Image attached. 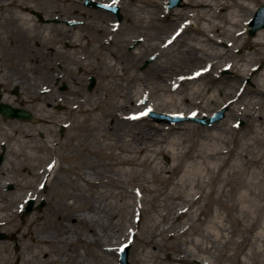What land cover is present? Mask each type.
I'll use <instances>...</instances> for the list:
<instances>
[{"label":"rangeland","instance_id":"1","mask_svg":"<svg viewBox=\"0 0 264 264\" xmlns=\"http://www.w3.org/2000/svg\"><path fill=\"white\" fill-rule=\"evenodd\" d=\"M43 1L45 2V0L39 2ZM57 1L66 6L75 5L78 2L69 0V2H72L69 4L65 0ZM139 1L136 0L132 7H130L129 2L125 3V6L130 9L128 19L121 22V26L117 31L113 30L116 26L113 25L115 21L110 13L91 10L80 4L76 19L85 25L79 26L78 31L83 33L87 29H96L97 32H102L101 42L105 46L102 44L101 49L105 50L106 53H115L116 60L112 57V61L105 66L95 68L84 66L83 76L79 74L78 67L74 68L73 72L77 77H80L76 78V84L68 83L70 90L67 97L74 123L66 138H64L65 140L60 141L59 148H51L46 142L38 139L21 142L19 141L21 137H17L18 141L23 144L21 145L22 150L31 147V155H25V158L31 161V165L23 164L15 170L16 175L12 178L13 182H11L16 186L14 204L8 206L1 203L0 205V227L3 229L5 224L8 234L17 235L15 241L3 242L7 250L6 255L11 257L4 264H53L52 260L61 256L60 252L53 244L47 245L44 239L46 237H58V228H64L66 223L71 227V229L67 227V229H70V233H79V230H81L78 227L79 225L76 226L74 220L67 218L73 214V216H78L79 208L85 197L88 198L85 201L90 200L91 196H94L97 201L102 195L105 199L103 205L106 209L103 216L104 227L106 230H117L115 236L120 239L115 237V239L106 242L102 252H110L109 257L95 251L92 260L89 258L92 264H121V251L126 247H129L130 264H140L142 260H148L147 262L144 261L143 264H154L155 258H152V250L143 246L141 241H138V238L147 239L150 231L159 232V228L153 226V222L159 223L160 218H158L157 213L161 211L163 206V196H157L153 199L151 194L144 189V187L152 185L154 177H150L149 171L144 168L127 171L128 167L124 169L114 167V161L104 159L100 152H97L98 154L93 152V149L98 148L103 142L124 144L123 139L113 136L117 125L121 126L120 123H117L116 119L114 121L109 118L110 112L116 110V108H124L130 103L132 104V100L141 99L139 104L143 108L151 106L156 113H178L179 117H184L181 121L173 122L172 118L167 115L161 116L162 118L149 116V119L143 120L137 126L131 127L130 124H127V120H124L122 126H126L123 128L125 131L129 129L135 132L139 129L148 130L158 124L162 129V133H159L160 138L164 142L183 140L189 148L196 142L204 143L206 137L209 139L211 136L218 134L228 141L226 147L231 151L228 155V165L239 159L242 148L255 135L257 125L261 124L258 121V116H264V98H258L255 93V86L260 83V73L263 69L258 57L255 56L253 60L258 62L251 63L252 65L247 67L248 75L240 79L234 75V64L239 67L244 65L245 60L253 56L252 51L243 49L240 46L230 48V44L220 45L215 52L210 50L211 55H219L223 48L230 49L231 58L229 60L231 63L228 62V59L221 60L222 64H228L219 70L218 81H214L215 78L207 75L196 84L202 92L210 91L209 94L215 95L216 101H209L204 95H201L200 100H197V97L192 95L193 88L196 87L194 83L196 82L184 81L182 87L178 89L174 87V84L178 86L177 81L181 80L178 71L179 67L185 64L182 59L183 53L190 42L196 38L191 25L189 31L183 34V38L178 40L174 38L180 31L174 22V10L177 8L184 9L186 7L185 0L181 7L172 10L167 9L169 0H162L158 2L159 4H154L153 7L148 6V0ZM31 2L33 0H16V4L13 6L23 10L26 7L38 10V6H33ZM21 3L23 4L21 5ZM263 5L264 1L261 0L257 5V10ZM141 26L145 28V33L137 32V29ZM250 30L251 28H249L246 35L254 37L250 34ZM116 32H122V37L125 33V38L130 40L127 46H132V50L125 55L126 57L131 54L130 59L123 58L124 52H120L117 46L110 47L106 43L109 37L118 35ZM139 38L143 39L142 45L136 46ZM81 42V39H79L76 44ZM82 44L83 50L86 49V46L84 47L86 42L84 41ZM68 54L71 55L70 51H68ZM204 58L208 63L219 61L214 56ZM231 64H233V68ZM203 66L205 65L203 64ZM186 71H183V73L186 74ZM90 75H94L98 80L97 86L91 92L87 89ZM186 98H191V103H188ZM231 103L234 105L230 106ZM233 106H235V111L231 112L230 109ZM226 108L225 118L221 120L223 125L220 127L216 125L217 123L212 126H205L191 120V117L195 119L210 118L218 111ZM80 112L82 115L77 114ZM118 114H122V111L120 110ZM86 118L87 121L92 123L90 129L84 127L88 124L84 122ZM261 127L264 128L262 124ZM2 128L0 125L1 134ZM170 129L173 130L170 131ZM5 130L7 132L11 131L8 128H5ZM20 131L22 134H26L21 140H27V136L31 134V126H21ZM50 131L54 132L55 130L50 129ZM12 135L11 137H14ZM250 142L253 143V140H250ZM169 144H166V146ZM263 152L264 144L261 143H254V146L247 151L248 155ZM180 156L183 164L186 165L190 162L187 156ZM241 160L244 159L240 157L239 161ZM177 162L178 159L175 156L166 153H160L156 157V163H160L158 166L168 169L164 173L165 178L169 177V169H172L173 164ZM257 167L259 172L264 175V166L258 165ZM28 168H30V172L23 171ZM104 168H108V170L113 168L118 173L115 178L123 182L122 188L116 187L113 183L111 186L109 182L102 187L88 185L86 176L91 174L94 177V173L96 174ZM228 171L227 166L223 173ZM136 173L139 177H135ZM48 177H50L48 190L44 191L41 186ZM136 194L144 195L145 201L139 202L135 198ZM31 197L36 198L38 201L45 198L48 206L43 212L34 211L31 216L23 218L21 212L24 211V208H19V204ZM233 199L232 196H226L223 200L227 202ZM138 207L143 210V221H139L138 211L136 210ZM73 208H75V213L72 214ZM214 208H219L223 214L225 212L223 206L215 204ZM111 210L114 211V216L111 214ZM151 219H154V221H151ZM228 222V227L232 231L242 227L230 217ZM201 224L202 222H199L197 227L200 226L199 229L202 233L205 231V225ZM132 229L137 232V236L127 237L129 230ZM119 230L121 232H118ZM194 234L195 231L190 229L187 237L183 239L192 240ZM43 237L45 238L42 239ZM109 238H111L110 234ZM159 240L162 246V253L159 256L167 264L173 257V253L165 250V240L162 238ZM117 243H122L118 250ZM214 248L217 251H214L209 259L196 260L194 264H224L225 256L223 258V254L225 255V249L220 244H216ZM44 255L47 256L46 259ZM33 256L35 257L33 258ZM258 260L260 264H264V258L259 257ZM248 262L253 264V260ZM62 264L68 263L63 262Z\"/></svg>","mask_w":264,"mask_h":264},{"label":"bare ground","instance_id":"2","mask_svg":"<svg viewBox=\"0 0 264 264\" xmlns=\"http://www.w3.org/2000/svg\"><path fill=\"white\" fill-rule=\"evenodd\" d=\"M160 1L162 0H148L147 4L149 7H153ZM260 1L185 0L186 7L184 9L174 10V22L182 32L177 40L183 38V34L189 31L190 25L196 35V38L190 42L183 53L182 59L185 64L179 67L178 76L181 77V80L177 81L178 86L174 84L175 89L182 87L184 81L196 82L192 95L197 97V100H200V96L204 95L209 101L215 102V95L209 94L210 91L202 92L196 84L207 75L215 78L214 81H218L219 70L228 64H222L221 60H229L231 52L230 49L223 48L219 55H211L209 51L215 52L220 45L230 44V48L240 46L253 52V56L248 57L244 65L239 67L234 64L233 68V64H231L237 78L246 77L248 75L247 67L251 66V63L261 61L263 69L260 73V83L255 86V93L258 98H264V29L259 30L254 37L246 35ZM10 4V1L0 2V5L8 6ZM21 14L22 16L18 20L20 28L23 31H28L31 19L27 17L26 13L22 12ZM210 56H214L219 61L208 63L204 57ZM255 56L259 59L256 62L253 61ZM228 62L231 63L230 60ZM183 71H186V74ZM140 100H132V104L110 112L109 118L116 119L117 123L121 125H117L113 136L123 139L124 144L103 142L98 148H94L93 152L94 154L100 152L104 159L114 161V167L121 169L128 167L127 171L144 168L149 171L150 177H154L152 185L144 187V189L151 194L153 199L163 196V206L157 213L160 218L159 223L151 219L154 221L153 226L159 228V232L150 231L149 237L145 240L138 238L143 246L152 250V258H155L154 264H165L163 258L159 256L162 253L160 238L166 242L165 250L173 253V257L167 264H194L196 260L209 259L210 255L217 251L214 248L216 244H220L225 249L224 264H250L248 261L252 260L253 264H260L258 258H264V175L259 172L257 166H264V152L250 153L249 156L247 151L254 146V143L264 144V128L261 127V124L264 127V116H258V121L261 124L257 125L255 135L249 139L239 153L240 157L244 159L241 160L243 162L239 161V157L234 163L228 165V155L231 153L226 147L228 141L218 134L209 139L206 137L204 143L196 142L189 148L183 140L164 142L160 138L159 133H162V129L158 124L148 130L139 129L132 132L127 129L125 131L123 128L126 126H122L124 120L134 127L143 120L149 119L148 115L147 118H142L139 113L145 110L155 112L151 106L143 108L139 104ZM186 101L191 103V98H186ZM231 105L234 104L231 103ZM120 110L122 114H118ZM230 111H235V106ZM173 115L179 114L173 113ZM87 120L86 118L84 122L88 124L84 127L90 129L92 123ZM0 123L12 128L16 126L12 122H2L1 116ZM222 123L219 121L216 125L220 127L223 125ZM250 140H253V143ZM108 141L110 140L108 139ZM166 144L169 145L166 146ZM160 153L170 154L178 159V162L173 164V168L169 169L168 178H165L164 175L168 169L160 167L158 166L160 163H156V157ZM180 155L187 156L190 162L186 165L183 164ZM227 166L229 171L223 173ZM117 174L113 168L110 170L104 168L96 174L94 173V177L88 174L86 181L92 187H102L109 182L111 186L113 183L116 187L122 188L123 182L115 178ZM136 176L139 177L137 173ZM2 188L0 187V189ZM226 196H232L234 199L225 202L223 199ZM135 198L139 202L146 199L142 194H136ZM87 199L85 197L82 200L83 204L82 208H79L78 216H73L75 213V208H73V215L67 218L74 220L76 226L79 225L78 227L81 228L79 233H70L71 227L66 223L64 228L59 226L62 228H58V237L42 238L47 245L53 244L60 252L61 256L53 259V264H62L63 262L92 264L91 260L95 251L109 257L110 252H102L106 242L115 239V237L120 239L115 236L117 230H106L104 227L103 216L106 212L105 205H103L105 203L104 196L102 195L97 201L94 196L85 201ZM215 204L224 207V214L219 208H214ZM136 210L139 221H143L142 208L138 207ZM111 214L114 216L113 210H111ZM229 217L242 227L232 231L228 227ZM199 222L205 225V231L202 233L199 229L200 226L197 227ZM160 224L162 225L160 226ZM190 229L195 231L194 239L187 241L183 238L187 237ZM109 234L111 238H109ZM128 236L136 237L137 232L133 229L129 230ZM121 246L122 243H117V250ZM6 251L3 241H0V264L8 262L11 258L6 255ZM44 257L47 258L46 255ZM144 261L148 260H142L140 264H143Z\"/></svg>","mask_w":264,"mask_h":264},{"label":"flooded vegetation","instance_id":"3","mask_svg":"<svg viewBox=\"0 0 264 264\" xmlns=\"http://www.w3.org/2000/svg\"><path fill=\"white\" fill-rule=\"evenodd\" d=\"M39 1L31 2L33 6H38V10L14 7L15 0L8 6L0 5V108L10 106L12 109H23L31 113V121L5 118L1 111L0 116L2 122L15 123V127L20 124L31 126V136L27 137V141L38 139L57 149L60 147V141L65 140L70 123H74L67 102L70 90L68 83L76 84L75 80L80 77L79 74L84 75V66H105L113 58L116 60V55L101 49L102 32H97L96 29H87L83 33L78 31V27L84 23L76 19L77 11L80 4L85 6L84 1L76 0L78 2L73 5L71 1L65 0L71 4L69 6L57 0ZM35 2L39 3L34 4ZM127 2L132 7L136 0H121L124 21L128 19L130 11L125 6ZM22 12L32 20L28 31H23L18 23ZM107 13L112 15L115 21L113 25H116L115 14ZM119 26L121 25L113 30L117 31ZM144 29L141 26L137 32L145 33ZM121 33L109 37L106 43L110 47L117 46L120 52H124V58L131 52L132 46H127L130 40L125 38V33L122 37ZM79 39L86 42V49L83 50L82 42L76 44ZM142 42L143 39L139 38L136 46H141ZM130 57L131 54L125 59ZM76 67L79 77L73 72ZM92 77L95 76L89 77L88 91ZM96 81L98 84L97 78ZM77 114L82 115L81 112ZM14 135L11 137L0 133V156L4 158L0 167V187L2 180H5L2 191L0 189V203L8 206L13 205L15 200L16 187L9 188L12 178L16 175L15 170L23 164H28L25 155L31 154V147L22 150L17 133Z\"/></svg>","mask_w":264,"mask_h":264},{"label":"water","instance_id":"4","mask_svg":"<svg viewBox=\"0 0 264 264\" xmlns=\"http://www.w3.org/2000/svg\"><path fill=\"white\" fill-rule=\"evenodd\" d=\"M182 1L183 0H171L169 3V9L181 6ZM252 25H253V30L251 31L252 35H255L257 30L264 28V7H262L259 10V12L256 15V19L253 21ZM93 87H94V85L91 86V88H93ZM224 114H225V110L219 112L212 119L205 118V119L199 120V122H201L204 125H212L215 122H217L219 119L223 118ZM161 116H163V115H159L158 117L162 118ZM169 118H171V117H169ZM34 203H35V201H33V200L30 202V206H29L28 210L26 211L25 215H27V214L29 215L32 212ZM44 204H45V202L42 203V205L39 207L40 210H42ZM0 237L2 239L3 236L0 235ZM121 262H122L121 264H129V247L123 251Z\"/></svg>","mask_w":264,"mask_h":264}]
</instances>
